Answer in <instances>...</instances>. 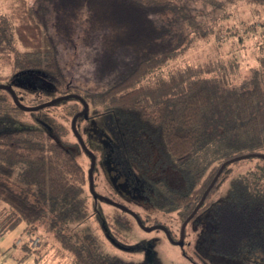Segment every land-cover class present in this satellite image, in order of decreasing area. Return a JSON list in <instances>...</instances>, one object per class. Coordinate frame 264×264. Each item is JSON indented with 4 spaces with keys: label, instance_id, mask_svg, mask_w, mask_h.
Here are the masks:
<instances>
[{
    "label": "trees",
    "instance_id": "16d2710c",
    "mask_svg": "<svg viewBox=\"0 0 264 264\" xmlns=\"http://www.w3.org/2000/svg\"><path fill=\"white\" fill-rule=\"evenodd\" d=\"M202 1L223 13L209 26L186 16V0H0V59L8 69L6 74L0 70V83L10 82L21 103L24 93L45 89L57 95L81 96L90 109L87 118L78 117L75 125L80 135V122L87 120L90 126L87 139L83 138L86 147L103 161L118 154L137 161V174L143 181L141 189L134 185L138 195L158 214L175 215L177 233L164 225L174 240L221 165L249 155L223 167L186 224L179 247L192 264H264V158L257 156H264V21L250 17L228 26L233 17L225 15L224 8L239 0ZM260 4L264 16V0ZM50 11L56 36L73 46L79 30L82 45L93 51L91 65L99 93L65 82L49 33ZM210 37L217 46L225 40L241 45L255 39L258 66L251 67L245 79L235 75L238 80L225 73L210 76L212 69L190 65L165 77L159 74L168 61L181 57L194 42ZM233 61L228 60L232 69ZM67 101L73 104L65 115L70 119L82 105L76 99ZM46 110H37L40 114L31 116L30 122L20 121V114L26 112L14 104L9 92L0 89V236L20 223L33 233L45 225L59 242L56 252L66 260L63 264H111L95 252L97 235L83 225L89 217H96L103 238L120 249L130 247L129 227L87 204L85 191L94 201L97 198L89 191L87 170L74 151L87 154L70 124L55 123ZM94 119L106 125V134L94 126ZM67 133L72 134L74 144L65 139ZM153 135L159 138L164 155L174 162L182 187L163 177L150 178L149 166L135 159L141 146L146 151L143 155L148 156L151 147L147 144ZM105 136L112 146L103 144ZM92 140L96 141L94 150L89 147ZM250 161L256 163L239 171ZM131 190L126 188L127 193ZM117 209L139 228L130 214ZM136 214L144 225L161 222L158 216L150 221ZM79 225L86 227L82 229L85 237L63 232ZM189 232L193 258L184 248ZM21 247L24 252L16 264L30 256L40 262L27 240ZM134 248L145 256L152 253L151 243L145 249L139 244Z\"/></svg>",
    "mask_w": 264,
    "mask_h": 264
},
{
    "label": "rangeland",
    "instance_id": "374dc122",
    "mask_svg": "<svg viewBox=\"0 0 264 264\" xmlns=\"http://www.w3.org/2000/svg\"><path fill=\"white\" fill-rule=\"evenodd\" d=\"M260 2H262V0H249L246 2L245 0H239L235 5H226L224 8L225 15L228 14L233 17L232 20H228L229 22H227V25L229 26L231 25V23L236 24L239 19L249 20L250 17L251 20L255 19L263 22V7ZM203 3L204 1L202 0H186V16L197 21L199 24H206L209 26L212 20H218V18L221 17L223 13L217 10H213L209 4L203 5ZM46 7L49 8L48 5H46ZM215 13L216 15L213 17ZM48 15L49 33L50 35H52V38L54 39L56 44L57 57L61 70L65 75V82L78 86L80 89H84L88 93H99L101 88L94 82L93 66L91 65L93 51L90 48L82 45L81 31L77 30L76 37L74 39V45L72 46L71 43L68 44L67 42H64L63 40H61V38L56 36L54 30L51 27V23L53 20L51 11L50 13H48ZM222 21H224V19ZM184 26L185 23H182L181 27L184 28ZM220 34L223 35L222 32ZM254 41L255 39L250 38L249 40H244L241 45H236L229 40H225L224 42H222V44L217 46L218 44L216 45L214 43L213 37L198 40L194 42L193 45L181 57L168 61L167 64L161 69L159 74L165 77L175 69L184 68L190 65L195 68L212 69V72L208 74L210 76H222V74L225 73L227 75H230L233 78L232 80H238L239 77L235 79V75H239L241 78L245 79L249 76V70H251L250 68L254 66L256 68V66H258L257 58L259 56V52L255 47L256 41ZM235 55L236 58H234ZM228 60L229 62L231 60H234L233 62H231L234 66V69H232V67L230 68ZM1 63L2 60L0 59L1 73L6 74L8 72V69H5V67L2 66ZM222 66H225V70H221ZM0 84L11 86L10 82H1ZM61 89L64 90L63 88ZM14 90L16 89L14 88ZM24 94L25 96L24 100L22 101V105H24L25 107L37 106L56 97L66 95H57L56 92L50 89H45L38 92H27ZM71 105H73L72 102L66 100L65 103H59L54 107L49 106L50 108H45H47L46 112L55 118V123L62 122L65 127H68L71 123L72 118L69 119L65 117V115L70 114L69 106ZM89 109L90 107H88V111ZM81 110L82 108H80L79 111ZM88 113L89 112H87V114ZM39 114L40 113L37 110L28 113L26 112L22 116L20 114V121H24L25 123L30 122L31 116H37ZM93 123L96 125V127L101 129L106 134V125L104 126L99 119H94ZM89 128L90 126L88 125L87 120L80 122L82 135L80 136L82 137V139H87ZM65 139L71 144H74V138L72 134L67 133ZM148 143L150 145L147 144V146L149 148L151 147L149 150L147 149L148 156L143 155L146 151L141 146L142 151L139 150L138 154L140 153V155H135V159L138 161L140 159V161L143 162L145 166H149V169L152 170L150 178L158 179L163 177L169 184L175 185L178 188L182 187L183 184L181 176L179 175V172L173 168L172 163L174 164V162H172L169 157L164 155V151L162 149L159 138L156 135H153L149 139ZM95 144L96 141L92 140V143L89 147L94 150ZM144 144L145 142L142 141L141 145ZM131 148L132 146L129 145L127 149L130 150ZM74 152L77 153V155L75 154L77 161L82 164L85 171H88V157L85 156V154H83V152L81 151L75 150ZM118 157L119 154L115 157L116 162L113 161V166L118 164ZM130 161H132V159H130ZM253 163L255 164L256 162L250 161L249 164L244 163L239 171H242L244 167L248 168ZM144 165L142 164V166ZM132 167H135V163H133ZM112 173L113 172H111L110 174L109 167L103 162H99L96 169L94 167L93 183L94 189L98 194L107 197L114 202H118L123 206L130 207V209L134 213L137 212L141 217L150 219V221L152 220L153 216H158L160 218L159 221H161L160 224H153L151 226L166 225L169 229H172L173 232L177 233L179 220L175 217V215L158 214L154 208L150 207L146 204L145 201H143L141 195L137 194L131 197L126 196L123 184L121 183L123 179H121L120 176L117 177V175H114ZM85 194L88 198L87 204L91 209L95 207L98 211H101L102 214L109 213L111 217L118 218L129 227L127 236L129 241L128 246L130 247L120 249L111 245L108 240H105V238H103L101 232L98 230L96 217H89V220L87 222L85 220L86 223L83 226L90 227L91 229H93L91 233H95L97 235V238H95V240L98 244L97 247H93L96 249L95 252L102 256L101 258L105 263H107V260L111 264H192L186 257L184 258L181 255L182 252L179 245L172 244L168 240L165 233H161L158 230L149 232L143 231L140 227V229L136 227V225L132 222L127 214L121 213L114 205L109 204L99 198L96 199L98 201H94L91 196L86 193V191ZM24 227H26L25 223H20L19 225L15 226L5 234L0 236V264H16V261L24 252L23 248L21 247V243L23 242V240H27L30 248L35 249L34 255L38 257V260H40V262L35 263L34 258L30 256L22 264H63L66 262V260L58 256L59 254L56 251L60 250L58 245L59 242L56 241L52 232H49L48 229H45V225H40V228L35 231L36 233H33L30 227L26 230H24ZM86 227H82L81 225H79V228L71 227L69 230L66 229V231L63 232H65L67 236L76 235L79 238H82L85 237L86 233L82 229ZM188 230H190V228ZM41 234L44 235V238H46L45 243L43 241L44 238ZM192 237L193 236L189 232L187 237L185 238L187 244L184 247L187 255L191 258H193V255L191 254L192 249L194 248V243L192 245ZM149 243H151L152 245V253H150L149 256H145L144 252L134 248V245L136 244L148 245Z\"/></svg>",
    "mask_w": 264,
    "mask_h": 264
},
{
    "label": "water",
    "instance_id": "95a60500",
    "mask_svg": "<svg viewBox=\"0 0 264 264\" xmlns=\"http://www.w3.org/2000/svg\"><path fill=\"white\" fill-rule=\"evenodd\" d=\"M0 89H3V90H6L7 92H9L14 104L20 109V110H23V111H26V112H31V111H36V110H40V109H43L45 107H49L51 105H54L58 102H61V101H64V100H67V99H76L80 102V104L82 105V110L77 112L71 119V123H70V126H71V130H72V133L73 135L75 136V138L77 139L78 143L80 144L81 148L83 149V151L87 154V156L90 158V162H89V168H88V186H89V191L91 193V195L94 197V198H99L109 204H112L114 205L115 207L117 208H120L121 210H124L128 213H130L137 225L143 230V231H146V232H149L153 229H161L165 235L167 236L168 240L172 243V244H175V245H182L183 244V239H184V229H185V226L186 224L188 223V221L195 215V213L197 212V210L199 209V207L202 205L206 195L208 194L209 190L212 188V186L214 185L215 181L217 180L219 174L221 173L223 167L225 165H227L228 163L232 162V161H235L237 159H240V158H246L248 157L249 155H243V156H240V157H236V158H233L231 160H228L226 162H224L221 167L219 168V170L217 171V173L215 174L214 178L212 179V181L210 182V184L208 185V187L205 189V191L203 192L200 200L198 201V203L196 204V206L193 208L192 212L185 218V220L182 222L181 226H180V231H179V238L178 240H173L169 234V231L167 230V228L163 225H154V226H145L139 219V217L137 216L136 213H134L133 211L129 210L128 208H126L125 206H123L122 204H119V203H116L114 202L113 200L107 198V197H104L100 194H98L97 192H95L94 190V186H93V169L95 167V155L93 154L92 151H90L82 137L80 136L79 132L77 131V128H76V125H75V122L77 120L78 117L80 116H83L84 118H87V112H88V104L87 102L81 97L79 96L78 94H66V95H62V96H59V97H56L48 102H45L43 104H40V105H37V106H33V107H25L24 105H22V103L18 100V98L16 97L15 95V92L14 90L8 86V85H4V84H0ZM252 155H255V154H252ZM257 156H260L261 158H264L263 155H259L257 154Z\"/></svg>",
    "mask_w": 264,
    "mask_h": 264
},
{
    "label": "flooded vegetation",
    "instance_id": "af4514ba",
    "mask_svg": "<svg viewBox=\"0 0 264 264\" xmlns=\"http://www.w3.org/2000/svg\"><path fill=\"white\" fill-rule=\"evenodd\" d=\"M94 126H96L94 124ZM98 128V127H97ZM100 130V129H99ZM112 133V131H111ZM112 136H113V133H112ZM113 139H114V136H113ZM104 141L106 142H103V144L107 145V146H112L113 143L112 141L107 137L105 136L103 138ZM108 141V142H107ZM94 154V153H93ZM108 159V158H107ZM116 158L115 157H110L109 160H106L104 159L103 160H100V159H96L95 157V169L97 168V165L99 164V162H103L105 163L109 169H110V174L111 172H113L112 174L114 175H117L121 177V179H123V181H121V183L123 184V188L125 190V195L126 196H134L136 194H138V190L136 188H142L141 185L143 184V181L142 179L139 178V174H137V172H139V165L137 164V161L136 162H132V161H127L128 159H125L123 157V155H119L118 157V160H117V165L113 166V161L116 162L115 160ZM89 162H90V158H89ZM133 163H135V167H132L133 166ZM136 184V188H135V185ZM131 185V186H130ZM93 186H94V183H93ZM133 187L134 189L131 190L130 188ZM126 188L131 190V192H129L130 194H134V195H130L129 193H127L126 191ZM95 190V189H94ZM96 192V191H95ZM118 203V202H116ZM120 204V203H119ZM126 207V206H125ZM127 208V207H126ZM129 209V208H128ZM131 210V209H129ZM132 211V210H131ZM126 212V211H125ZM129 214V213H128ZM132 216V215H131ZM138 216V215H137ZM133 217V216H132ZM139 217V216H138ZM134 218V217H133ZM140 219V218H139ZM141 221V220H140ZM168 230V229H167ZM163 232V231H162ZM164 233V232H163ZM149 245V244H148ZM148 245H141V247H143V249H145L146 247H148ZM182 245H180L181 247ZM252 264H260V263H252Z\"/></svg>",
    "mask_w": 264,
    "mask_h": 264
}]
</instances>
